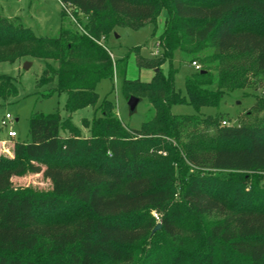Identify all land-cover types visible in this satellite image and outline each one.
Wrapping results in <instances>:
<instances>
[{"label":"trees","instance_id":"trees-1","mask_svg":"<svg viewBox=\"0 0 264 264\" xmlns=\"http://www.w3.org/2000/svg\"><path fill=\"white\" fill-rule=\"evenodd\" d=\"M60 3L56 37L0 17V63L42 61L38 87L66 94L68 114L34 113L30 141L0 156V264H264V0ZM148 24L159 54L135 47L115 59L110 37ZM178 56L202 64L185 96ZM133 57L151 80L129 79ZM103 80L119 81L126 101L146 99L152 119L131 129L108 99L96 108ZM235 92L255 97L239 124L201 113ZM18 96L0 75V102ZM88 107L100 116L83 120L85 137L72 116ZM40 173L50 190L12 182Z\"/></svg>","mask_w":264,"mask_h":264},{"label":"rangeland","instance_id":"rangeland-1","mask_svg":"<svg viewBox=\"0 0 264 264\" xmlns=\"http://www.w3.org/2000/svg\"><path fill=\"white\" fill-rule=\"evenodd\" d=\"M62 13L63 8L60 0H0V17L22 23L37 36H58L61 27L67 25V22H62ZM166 17L167 11L162 12L159 28L162 27ZM154 29V24H148L138 31L120 29L116 33L118 37L112 35L105 45L115 59L125 56L129 49L135 47H143V56L155 57L159 51L156 47L158 37H153ZM26 63H31L28 70L24 68ZM197 64L202 67L199 61ZM174 65L179 70L175 78L176 89L185 96L186 78L196 72V69L192 62L182 60L179 56L175 58ZM43 67V62L40 60H20L14 64L0 63V75L12 77L19 89L18 98L7 103L0 102V156L12 154L13 140L30 141V120L34 113L52 114L59 112L62 118L68 117L65 110L67 95L54 94L46 98L48 88L38 87ZM139 76L143 80H151L153 72L151 70L139 72L133 57L129 66V79H137ZM97 92L99 100L96 108L105 99H108L115 105L116 113L122 123L131 129H139L154 115V111L146 99L140 101L135 112H131L128 101L122 94L119 81L103 80L98 85ZM254 103L255 97L251 93L245 96L243 92H235L226 95L218 108H205L201 113L206 116L223 114L227 117L225 120L228 125H237L241 116L247 113ZM96 108L88 107L79 110L72 116L73 123L81 129L82 135L85 137L89 136V130L83 127V120L92 121L95 117L100 116ZM172 113L192 116L196 115V110L190 105H176L173 106ZM6 114H10L14 119L12 129L18 134L15 139L8 137L11 125L7 128L1 126V120ZM63 135L65 136V134ZM12 182L15 187L32 188L40 191H48L52 188L51 182L44 178L43 173L14 177Z\"/></svg>","mask_w":264,"mask_h":264},{"label":"built area","instance_id":"built-area-1","mask_svg":"<svg viewBox=\"0 0 264 264\" xmlns=\"http://www.w3.org/2000/svg\"><path fill=\"white\" fill-rule=\"evenodd\" d=\"M192 65L197 71L201 69V67L196 62L192 63ZM13 122H14V119L10 114H6L5 117L1 120V126L3 128H7L8 126L11 125V128L8 131V137L10 139H15L16 137H18V134L12 129ZM223 125H228V124L227 122H223ZM153 215L159 221V216L156 213H154Z\"/></svg>","mask_w":264,"mask_h":264},{"label":"water","instance_id":"water-1","mask_svg":"<svg viewBox=\"0 0 264 264\" xmlns=\"http://www.w3.org/2000/svg\"><path fill=\"white\" fill-rule=\"evenodd\" d=\"M116 37H118V35H116ZM31 67V63H26L25 64V70H28ZM140 103V99L136 98V97H131L128 100V106L131 112H135L138 104ZM162 228L161 223H159L156 228L153 230V234H155L157 231H159Z\"/></svg>","mask_w":264,"mask_h":264},{"label":"crops","instance_id":"crops-1","mask_svg":"<svg viewBox=\"0 0 264 264\" xmlns=\"http://www.w3.org/2000/svg\"><path fill=\"white\" fill-rule=\"evenodd\" d=\"M18 121V120H17Z\"/></svg>","mask_w":264,"mask_h":264}]
</instances>
